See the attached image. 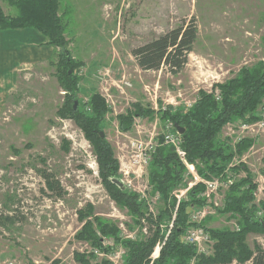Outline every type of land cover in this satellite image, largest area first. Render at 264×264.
<instances>
[{
	"label": "rangeland",
	"instance_id": "obj_1",
	"mask_svg": "<svg viewBox=\"0 0 264 264\" xmlns=\"http://www.w3.org/2000/svg\"><path fill=\"white\" fill-rule=\"evenodd\" d=\"M58 1V15L65 24L63 36L72 59L80 62L74 68L79 78L75 101L82 106L93 94L104 100L106 113L100 131L119 164L113 180L122 184H115L120 189L140 197L142 216L110 197L99 178L92 146L71 119L57 116L64 100L52 53L29 73L18 76L15 91L0 114V213L12 218V223L0 226V264H78L75 252H93L89 244L76 238L85 220L79 219L78 211L87 206L92 207V215L86 219L94 229L96 217L117 226L121 238L151 237L165 204L150 185L149 153L160 138L176 133L161 111L171 106L184 112L197 100L200 90L210 91L214 84L234 78L241 68L264 62V0ZM0 8L5 16L17 14L8 0H0ZM191 20L196 38L178 74H171L165 66L159 70L138 67L131 55L133 48ZM134 104L144 116L132 115L130 128L122 130L118 116L130 117L136 110ZM257 115L259 121L230 123L218 135L230 152L240 139L252 140L251 147L228 164L232 168L242 163L247 172L226 170L224 176L202 179L194 165L177 155L186 169L185 179L171 192L175 210L159 225L165 236L172 229L179 203L203 180L216 179L217 187L204 198L203 206L190 210V222L195 223L192 227L209 237L208 242L200 239L197 254L213 253L209 230H238V217L220 210L229 184L246 174L257 187L254 203L260 208L258 216L264 217L263 106ZM244 125L250 127L243 129ZM42 174L50 176L59 188L50 191ZM101 240L103 247L113 246L108 238ZM160 244H156L153 259ZM245 244L255 252L264 246V235L248 233ZM124 254L121 247L109 254L94 251L92 263L109 260L121 264Z\"/></svg>",
	"mask_w": 264,
	"mask_h": 264
},
{
	"label": "trees",
	"instance_id": "obj_2",
	"mask_svg": "<svg viewBox=\"0 0 264 264\" xmlns=\"http://www.w3.org/2000/svg\"><path fill=\"white\" fill-rule=\"evenodd\" d=\"M17 9L13 17L5 16L0 8V30L33 29L45 38V46L55 51L52 64L55 66V77L63 91V104L57 109L59 118L71 119L82 131L86 140L93 148L98 174L102 183L108 188L110 197L120 205L126 206L134 214L142 216L138 195L120 189L112 183L118 176L119 164L112 148L104 138L99 136L100 125L104 121L106 107L99 94H93L86 103L74 108L76 88L79 78L74 74V68L80 65L72 59L68 44L63 36L65 24L58 15V0H8ZM196 38V26L191 20L185 26L170 29L154 39L135 47L131 55L142 70H159L167 67L176 75L185 66L187 55L192 49ZM210 91L200 90L197 100L184 112L173 110L167 106L161 111L162 118L173 126V130H183L180 134V149L184 152L186 162L194 165L197 174L202 179L224 176L226 170L246 171L242 163L228 168L235 156H241L247 151L252 140L240 139L235 145V151L230 152L223 145L218 135L230 123L243 121L255 123L260 120L257 110L263 106L264 100V62L260 61L251 67L241 68L238 74L223 83L214 84ZM218 93V98H217ZM135 111L130 117L118 116L122 130H128L132 115L142 117V109L134 104ZM89 111V112H88ZM163 138L150 154L149 181L153 192L164 200L165 209L157 216V226L151 237L141 240L121 238L117 226L103 222L94 217L96 227L86 218L92 215V207L78 211V217L83 220L77 239L90 245L91 254L75 252L74 261L78 264H113L109 260L93 262L98 253H112L121 247L125 254L121 264H264V246L252 252L245 244L248 233L264 235V217L258 216L259 206L254 203V192L257 187L246 174L236 182L229 184V190L224 197L221 213H229L238 217V230H209L214 241L213 253L209 256L197 254L196 247L188 244L185 232L195 225L190 222V210L201 207L205 199L200 194L205 191L202 183L195 184L187 192L186 198L179 203L175 211L173 226L167 236L159 229L163 220L175 210L176 201L171 192L185 179V167L179 161L172 146L163 145ZM50 191L59 188L58 183L46 174H42ZM60 195V194H58ZM263 205V204H262ZM264 209V205L262 206ZM5 222L12 223V218L0 213V226ZM113 242V246L103 247L101 237ZM160 244L157 258L151 260L157 243Z\"/></svg>",
	"mask_w": 264,
	"mask_h": 264
},
{
	"label": "crops",
	"instance_id": "obj_3",
	"mask_svg": "<svg viewBox=\"0 0 264 264\" xmlns=\"http://www.w3.org/2000/svg\"><path fill=\"white\" fill-rule=\"evenodd\" d=\"M45 38L33 29L0 30V114L15 91L18 76L55 53Z\"/></svg>",
	"mask_w": 264,
	"mask_h": 264
},
{
	"label": "built area",
	"instance_id": "obj_4",
	"mask_svg": "<svg viewBox=\"0 0 264 264\" xmlns=\"http://www.w3.org/2000/svg\"><path fill=\"white\" fill-rule=\"evenodd\" d=\"M125 86L126 87L130 86V84L125 83ZM248 125H244L243 129H248L250 127ZM168 126L173 128V126L170 122L168 123ZM180 143H181L180 135L177 132L175 133L174 136L170 135V134H166L163 137L162 144L167 145V146H172L174 148L176 154L178 156H180L181 159H183V158H185L184 157L185 155H184V152L180 149ZM157 145L158 144L154 145L155 148L157 147ZM155 148H153L150 153H152ZM150 153H149V155H150ZM147 160H149V157L146 159V162H147ZM133 163H134V160H133ZM199 182H202L205 186V191L200 194V197H203V198H208L211 195V193L213 192V190L217 187L216 179H214V180H203V181H199ZM204 213L205 212L203 211L202 215H204ZM191 217H194V216H191ZM193 219H195V217L192 218V220ZM200 239H204V241L208 242L209 237L207 235H204L203 230L199 229L197 227H189L187 229L186 235H185L186 242L194 245L198 249L197 245L200 243ZM198 251H199V249H198ZM153 253H155V249H154ZM153 253H152V255H153ZM152 255L150 256L151 260L153 259ZM116 257L118 258V253L116 254ZM112 263H113V261H112Z\"/></svg>",
	"mask_w": 264,
	"mask_h": 264
},
{
	"label": "water",
	"instance_id": "obj_5",
	"mask_svg": "<svg viewBox=\"0 0 264 264\" xmlns=\"http://www.w3.org/2000/svg\"><path fill=\"white\" fill-rule=\"evenodd\" d=\"M77 103H78V101H75L74 102V108H75V106L77 105ZM182 131L183 130H181V129H177V133L180 135L181 133H182ZM99 136L101 137V138H104V133L103 132H99ZM113 183L114 184H117L118 186H122V184L118 181V180H113Z\"/></svg>",
	"mask_w": 264,
	"mask_h": 264
}]
</instances>
